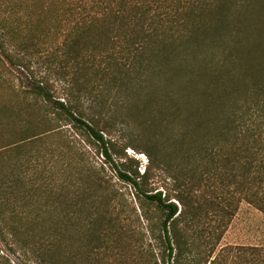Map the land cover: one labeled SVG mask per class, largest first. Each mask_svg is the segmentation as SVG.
<instances>
[{"label": "trees", "instance_id": "16d2710c", "mask_svg": "<svg viewBox=\"0 0 264 264\" xmlns=\"http://www.w3.org/2000/svg\"><path fill=\"white\" fill-rule=\"evenodd\" d=\"M249 1L0 0V200L29 205L13 231H29L37 264L123 260L121 193L102 164L81 194L51 188L87 154L80 139L159 212L142 264H264V245L217 249L242 201L264 213V38L229 13ZM147 112L158 119L144 146L117 151L112 135ZM127 146L147 156L142 172ZM28 169L49 178L39 209L41 193L16 187Z\"/></svg>", "mask_w": 264, "mask_h": 264}, {"label": "rangeland", "instance_id": "374dc122", "mask_svg": "<svg viewBox=\"0 0 264 264\" xmlns=\"http://www.w3.org/2000/svg\"><path fill=\"white\" fill-rule=\"evenodd\" d=\"M229 2L230 0H226L224 4ZM224 4L217 2L211 5V8L217 14L220 6ZM229 13L235 15V17L240 20L244 21V19H247L246 24L252 28L251 32H253L256 37L259 35L264 38V0H250L247 4L240 3L239 7L238 5H235V9L229 10ZM140 116L139 122L141 119L144 120L146 126L142 125L140 128L132 127L131 130L133 132H115L112 135L115 144L114 148L117 151H121V148L127 142L135 144L137 147H143L144 143L147 141V136L152 134V132L154 133L156 127L152 124L157 125L158 118L148 112L143 113ZM63 127L69 132H73V130L67 125H64ZM170 140L173 139L170 138ZM80 141L86 148L87 152V154H84V159L80 160L81 164L77 167L76 172L71 173V175H66V173L58 175V177L52 181L51 188H59V192H62L66 198H68V195L75 193L73 192L74 190L77 191L78 194H81L84 192L83 182L85 178L88 177V167L92 165V162L98 166L102 164L104 171L110 178V182L121 193L115 200L113 212L114 214H117L121 220L122 226H119V222H115L117 225V233L121 232L119 234V237L121 238L119 239L120 241L117 242V246L124 251L125 254L122 257L123 260L120 258L119 262L113 260L112 263L142 264L141 262L143 260L140 257L137 258L136 249L142 244L150 241L147 230L152 226L153 222H156L159 212L153 204L144 202L142 196L138 197L133 188H130L128 184L116 176V173L112 169L113 167H111L113 165L109 164L110 162L104 161V157L101 154L98 144L93 143V141L86 143L82 139H80ZM52 142L56 144L58 143V140L53 138ZM31 150H33V148ZM124 151L127 156L132 157L137 161L138 170L142 172L144 166L148 162L147 156L136 148L133 149L132 146H127ZM24 153L30 154V147L29 149L25 148ZM76 157L80 159V155H76ZM112 158L117 159L116 154H113ZM122 160L123 159H121V161ZM28 174H30L28 177H31L32 179H22L16 184V187L28 188L30 194L34 192L37 194L41 193L42 197L40 200L34 201L35 199L33 197L30 202L31 204L33 203L34 208L39 209L48 203L45 197L48 195V187H50L49 178L33 179V176L35 178L36 176L32 174V170L29 169ZM162 184V180L158 177L151 178V188L164 191L165 188ZM1 192L3 193V190L0 188V193ZM1 197L3 196L0 194V198ZM9 197L12 198L9 202H5L6 198L0 200V212L3 214V220L2 218L0 219V264H37L33 255L34 252L29 246V244H32L29 231H25L23 234L13 231L15 226L21 225V222L16 219L14 213L20 214L19 211L21 208H24L25 206L29 207V205L25 203L26 201H22V199L15 201L13 194H9ZM171 200L176 203L174 199ZM178 206L180 205L178 204ZM144 212L149 215V219H146ZM120 227L122 228V231H120ZM23 240L27 241L25 245L22 243ZM235 244L264 245V213L246 201H242L239 204L236 214L219 240L217 249L221 246ZM118 247L114 249V252L117 251ZM130 249H134L133 254L130 253L131 251L129 252ZM105 252L103 254L108 255ZM111 258L114 259L113 257Z\"/></svg>", "mask_w": 264, "mask_h": 264}]
</instances>
